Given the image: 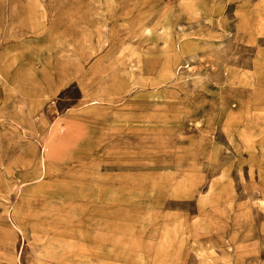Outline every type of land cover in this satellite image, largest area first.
Wrapping results in <instances>:
<instances>
[{
    "label": "rangeland",
    "instance_id": "1",
    "mask_svg": "<svg viewBox=\"0 0 264 264\" xmlns=\"http://www.w3.org/2000/svg\"><path fill=\"white\" fill-rule=\"evenodd\" d=\"M0 264H264V0H0Z\"/></svg>",
    "mask_w": 264,
    "mask_h": 264
},
{
    "label": "bare ground",
    "instance_id": "2",
    "mask_svg": "<svg viewBox=\"0 0 264 264\" xmlns=\"http://www.w3.org/2000/svg\"><path fill=\"white\" fill-rule=\"evenodd\" d=\"M260 16V15H259ZM262 16V15H261ZM105 97L100 96V95H90V99L88 100V108H87V115L91 117H96L95 110L97 109V104H99L100 101L104 100ZM255 144V142H254ZM253 144V145H254ZM253 147V146H252ZM256 147V146H255ZM42 163L44 164V167H47V163L41 158Z\"/></svg>",
    "mask_w": 264,
    "mask_h": 264
},
{
    "label": "crops",
    "instance_id": "3",
    "mask_svg": "<svg viewBox=\"0 0 264 264\" xmlns=\"http://www.w3.org/2000/svg\"><path fill=\"white\" fill-rule=\"evenodd\" d=\"M10 79H12V75H11V73H10Z\"/></svg>",
    "mask_w": 264,
    "mask_h": 264
}]
</instances>
